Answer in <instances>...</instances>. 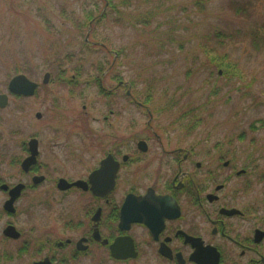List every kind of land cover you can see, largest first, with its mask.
<instances>
[{"label": "rangeland", "instance_id": "rangeland-1", "mask_svg": "<svg viewBox=\"0 0 264 264\" xmlns=\"http://www.w3.org/2000/svg\"><path fill=\"white\" fill-rule=\"evenodd\" d=\"M111 1L115 9L106 0H0V94L9 95L17 74L39 84L33 96L10 95L0 109V175L17 173L6 152L19 155L16 146L32 136L46 156L50 148L63 158L67 143L72 160L81 159L82 143H97L85 132L105 129L110 110L99 79L106 89L131 83L140 101L151 97L146 104L172 129L171 144H230L264 170V0ZM222 60L234 71L224 73L216 65ZM111 108L122 140L143 129L147 117L125 99ZM256 195L254 186L248 197Z\"/></svg>", "mask_w": 264, "mask_h": 264}, {"label": "flooded vegetation", "instance_id": "flooded-vegetation-1", "mask_svg": "<svg viewBox=\"0 0 264 264\" xmlns=\"http://www.w3.org/2000/svg\"><path fill=\"white\" fill-rule=\"evenodd\" d=\"M132 86L98 80L110 110L105 129L85 132L97 143H82L81 159L67 143L63 158L50 148L46 156L36 136L16 146L19 155L6 152L17 173L0 175V264H264V170L230 144H171L151 97L140 101ZM119 99L147 117L140 131L131 120L123 140L110 119Z\"/></svg>", "mask_w": 264, "mask_h": 264}, {"label": "water", "instance_id": "water-1", "mask_svg": "<svg viewBox=\"0 0 264 264\" xmlns=\"http://www.w3.org/2000/svg\"><path fill=\"white\" fill-rule=\"evenodd\" d=\"M49 74L45 73L43 77V83H46L48 81ZM37 88V83L31 81L29 78H27L23 74H18L13 76L7 85V91L10 95L14 96H23V97H31L34 95L35 90ZM8 94L7 93H2L0 94V109H3L7 106L8 104ZM38 116V115H37ZM31 145V152L32 154L35 153V141L32 140L30 142ZM33 157L27 159L25 162V165H29L30 161L32 160ZM78 184V183H77Z\"/></svg>", "mask_w": 264, "mask_h": 264}, {"label": "trees", "instance_id": "trees-1", "mask_svg": "<svg viewBox=\"0 0 264 264\" xmlns=\"http://www.w3.org/2000/svg\"><path fill=\"white\" fill-rule=\"evenodd\" d=\"M106 4H109L110 9H112V8L115 9V6H113L111 0H106ZM106 4H105V6H106ZM105 15H106V14L103 13V14L101 15V17H103V16H105ZM91 17H92V16H91ZM89 18H90V17H89ZM98 20H99V19H98ZM98 20H97V21H98ZM211 60H212V61H215L214 58H211ZM216 65H217L220 69H222V70L224 71V73H226V72H232V71H234V69H235V64H233V63H226L224 60L219 61V62H216ZM224 73H223V74H224ZM219 75H220V74H219Z\"/></svg>", "mask_w": 264, "mask_h": 264}]
</instances>
